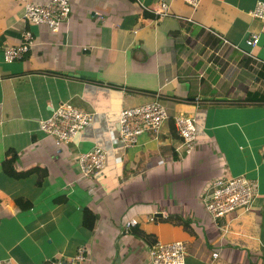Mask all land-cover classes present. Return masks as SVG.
Instances as JSON below:
<instances>
[{
    "label": "crops",
    "instance_id": "1",
    "mask_svg": "<svg viewBox=\"0 0 264 264\" xmlns=\"http://www.w3.org/2000/svg\"><path fill=\"white\" fill-rule=\"evenodd\" d=\"M24 1L0 0V264H48L80 245L89 264H148L150 245L171 241L182 264H264V20L249 15L264 0H70L57 32L23 20ZM25 31L31 47L3 61ZM155 101L167 111L157 130L117 142L119 111ZM60 103L91 119L56 148L37 121ZM175 115L194 120L188 155ZM95 147L102 168L79 178L77 155ZM219 175L245 176L256 195L213 221L202 197Z\"/></svg>",
    "mask_w": 264,
    "mask_h": 264
},
{
    "label": "built area",
    "instance_id": "2",
    "mask_svg": "<svg viewBox=\"0 0 264 264\" xmlns=\"http://www.w3.org/2000/svg\"><path fill=\"white\" fill-rule=\"evenodd\" d=\"M182 1L194 8L199 0ZM69 3L70 0H47L43 4H35L30 0H25L21 16L25 21L32 24H44L51 32H57L59 25L68 18ZM152 12L157 17L165 15L167 4L164 2L156 3ZM249 15L264 20V4L257 1ZM257 40V35L251 34L246 40V44L254 45ZM31 45V35L27 31L23 32L18 43L3 48V61L11 62L21 59ZM166 117V108L157 101L123 108L119 111L115 140L124 146L132 145L141 133L157 130L160 122ZM90 119V113L69 104L60 103L51 108L47 117L39 119L37 126L56 148H62L74 141ZM172 120L181 140L183 153L188 155L194 147V120L186 115H175ZM103 159V151L97 147L79 153L77 155L79 178L90 177L101 169ZM255 195V183L245 176L227 178L223 175L215 176L206 184L205 194L202 197L204 210L211 220L216 221L227 217L236 210L247 208ZM135 223L134 219H129L123 223V227L127 229ZM184 256L185 247L181 241L155 242L147 251L148 264H182ZM211 257L215 258L216 253H212ZM48 264H89V260L85 247L80 245L70 258H58L49 261Z\"/></svg>",
    "mask_w": 264,
    "mask_h": 264
},
{
    "label": "trees",
    "instance_id": "3",
    "mask_svg": "<svg viewBox=\"0 0 264 264\" xmlns=\"http://www.w3.org/2000/svg\"><path fill=\"white\" fill-rule=\"evenodd\" d=\"M10 173L11 172H9V174L8 173L7 174L10 175ZM12 175H11L12 177L18 178L19 176H21L23 174H17V173H15V174H12ZM20 201H21V199H19V198L14 200L15 204H17V206L20 209H28L29 207H31V205H30L29 202H23V203H21ZM88 219H89V221H87ZM94 219H95L94 215L91 214L89 211H87V210H84L83 211L82 224L85 225L86 227H88L87 228L88 230L89 229H92V225H93ZM86 222H88V223H86ZM142 237H143L142 240L145 243H147V245L149 246L151 244V241L149 240L148 236H143L142 235Z\"/></svg>",
    "mask_w": 264,
    "mask_h": 264
},
{
    "label": "clouds",
    "instance_id": "4",
    "mask_svg": "<svg viewBox=\"0 0 264 264\" xmlns=\"http://www.w3.org/2000/svg\"><path fill=\"white\" fill-rule=\"evenodd\" d=\"M230 215V214H229Z\"/></svg>",
    "mask_w": 264,
    "mask_h": 264
}]
</instances>
